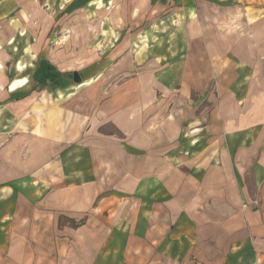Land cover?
<instances>
[{"label": "crops", "instance_id": "1", "mask_svg": "<svg viewBox=\"0 0 264 264\" xmlns=\"http://www.w3.org/2000/svg\"><path fill=\"white\" fill-rule=\"evenodd\" d=\"M5 1L0 22L17 8L15 0ZM62 1L96 2L93 13L110 15L113 30L154 31L158 20L172 18L191 35L203 37L213 25L236 33L238 49L250 48L255 57L249 101L224 99V120L210 131L203 116L200 153L177 159L179 164L160 152L130 157L119 142L116 150H90L79 163L72 153L73 181L82 183L80 174L93 183L59 187L51 201V189L38 178L52 156L61 153L63 160L76 149H67L66 136L52 144L35 135L39 128L45 132L49 110L41 102V114L34 113L35 98L61 91L66 96L65 85L76 83L63 79L56 90L49 82L40 85L35 73L41 59L60 73L71 70L33 57V44H26L30 54H18L12 51L19 44L0 42V264H264V57L256 51L264 46V0ZM210 17L218 22L209 25ZM243 31L253 36L244 38ZM237 57L249 64L240 50ZM128 175L137 179L127 184ZM61 214L87 221L76 230L60 228Z\"/></svg>", "mask_w": 264, "mask_h": 264}, {"label": "rangeland", "instance_id": "2", "mask_svg": "<svg viewBox=\"0 0 264 264\" xmlns=\"http://www.w3.org/2000/svg\"><path fill=\"white\" fill-rule=\"evenodd\" d=\"M5 2L0 0V8ZM15 2L12 16L0 22V42L19 44L12 51L18 54H30L26 44H33V57L43 55L61 69L77 71L82 78L77 85H65L66 96L61 91V95L35 98L34 113L38 110L41 114V102L49 106L46 130L43 133L39 128L35 135L48 137L52 144L66 136L67 149H76L69 153L65 149L63 160L59 159L61 153L52 156L44 177L38 178L51 189V201H56L53 191L59 187L69 190L74 184L93 183L91 177L80 174L77 181L82 183L73 181V172H68L73 166L68 162L72 153L79 163L90 150L91 154L99 149L104 153L108 147L116 150L119 142V150L130 157L160 152L171 157L172 165L179 164L177 159L200 153L206 134V129L200 128L203 116L210 131L224 120L219 112L224 99L249 101L250 62L255 57H251L250 48L238 49L236 33L223 34L221 27H214L218 18L210 17L213 27L203 37L184 32L183 25H174L172 18L158 20L154 31L136 34L121 27L113 30L110 15L93 13L96 2ZM243 33L244 38L252 35ZM192 37L195 44H189ZM203 38L207 44H198ZM239 50L249 64L240 63ZM256 51L264 57V46ZM259 72L264 75V63ZM225 116L228 118V113ZM128 177L127 184L137 179ZM117 211L115 205L111 214L116 216ZM86 221L76 223L61 214L58 225L76 230Z\"/></svg>", "mask_w": 264, "mask_h": 264}, {"label": "trees", "instance_id": "3", "mask_svg": "<svg viewBox=\"0 0 264 264\" xmlns=\"http://www.w3.org/2000/svg\"><path fill=\"white\" fill-rule=\"evenodd\" d=\"M37 79L40 85L46 86L45 84L49 82L54 89L60 87L61 81L63 79L71 80L75 83H80L81 78L78 72L73 73H60L53 65H51L46 59H41L39 62V67L35 73V80ZM51 87V88H52Z\"/></svg>", "mask_w": 264, "mask_h": 264}]
</instances>
